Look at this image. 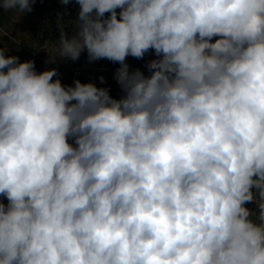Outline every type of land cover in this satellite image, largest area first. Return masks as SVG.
Returning <instances> with one entry per match:
<instances>
[{"label":"clouds","instance_id":"9594fccd","mask_svg":"<svg viewBox=\"0 0 264 264\" xmlns=\"http://www.w3.org/2000/svg\"><path fill=\"white\" fill-rule=\"evenodd\" d=\"M75 3L47 62L123 95L0 47V264H264V0Z\"/></svg>","mask_w":264,"mask_h":264},{"label":"built area","instance_id":"2783aa9c","mask_svg":"<svg viewBox=\"0 0 264 264\" xmlns=\"http://www.w3.org/2000/svg\"><path fill=\"white\" fill-rule=\"evenodd\" d=\"M79 12V5L72 0L67 6L63 5L60 0H54L48 13L44 14L42 20V28L31 34L30 44L26 46V51L31 53V58L39 64L35 68L38 73L55 68L61 83L66 86H74V81L79 80L83 84L95 83L97 87H105L110 89V95L114 99H120L123 95L121 88L115 80L110 81V77H114L115 72L120 67L119 63L115 67L107 64V60H100L89 63L88 60L83 62L78 60L57 61L48 63L49 56L56 53L60 47V27L58 26V16L62 17L65 33L71 37L75 33V26L72 21H76ZM146 56V55H145ZM126 62L130 66V71L141 70L146 76L150 75L146 68L147 60H137L133 57L126 58ZM103 76L105 83L101 84L99 78ZM250 204V209H255L256 205Z\"/></svg>","mask_w":264,"mask_h":264},{"label":"rangeland","instance_id":"374dc122","mask_svg":"<svg viewBox=\"0 0 264 264\" xmlns=\"http://www.w3.org/2000/svg\"><path fill=\"white\" fill-rule=\"evenodd\" d=\"M53 2L54 0H36V3L32 5L33 11L20 16L15 11L5 10L7 12V20L0 17V47L4 48L8 53L10 52L11 56H18L20 62L33 60L25 51H23L22 47L20 49L16 47L12 50L11 44L5 41L4 37L8 34V36L10 35L12 38L16 37L21 44H23V42L25 43L30 32L42 28L43 25L40 19L44 18L45 12L48 13L49 5H52ZM214 40L215 38L213 39V42ZM83 54L87 55V52L84 51L81 54L80 59L82 61H84ZM156 58L154 51L151 50L144 57L147 62ZM246 207L250 209V204H246Z\"/></svg>","mask_w":264,"mask_h":264},{"label":"trees","instance_id":"16d2710c","mask_svg":"<svg viewBox=\"0 0 264 264\" xmlns=\"http://www.w3.org/2000/svg\"><path fill=\"white\" fill-rule=\"evenodd\" d=\"M6 15H7V12L3 9H0V17L3 18L4 20H7ZM4 39H5V41H7L8 43L11 44L12 50L15 49L16 47H18L19 49L22 47V44H18V43H16L17 41L16 42L13 41L14 39L12 37L8 36V34H7V36L4 37ZM25 42H27V41H25ZM27 45H29V47H31L30 40H29V43L27 42ZM22 49H23V47H22ZM23 51H24V49H23ZM28 55L31 56V53H28ZM37 61L39 62L38 58H37ZM38 62L35 63V68L38 66V64H39Z\"/></svg>","mask_w":264,"mask_h":264},{"label":"crops","instance_id":"0c3cea01","mask_svg":"<svg viewBox=\"0 0 264 264\" xmlns=\"http://www.w3.org/2000/svg\"><path fill=\"white\" fill-rule=\"evenodd\" d=\"M15 38H16V37H15ZM15 40L17 41V38H16ZM15 40H14V41H15ZM16 41H15V42H16ZM16 43L20 44L18 41H17ZM7 55H11L10 52L7 53ZM21 61H22V60H21Z\"/></svg>","mask_w":264,"mask_h":264},{"label":"water","instance_id":"95a60500","mask_svg":"<svg viewBox=\"0 0 264 264\" xmlns=\"http://www.w3.org/2000/svg\"><path fill=\"white\" fill-rule=\"evenodd\" d=\"M5 204H7V200L5 199L4 201H3Z\"/></svg>","mask_w":264,"mask_h":264}]
</instances>
